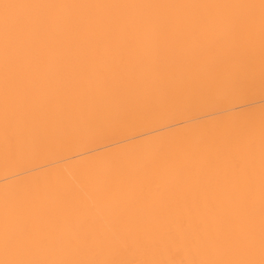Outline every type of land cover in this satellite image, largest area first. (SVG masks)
I'll return each mask as SVG.
<instances>
[{
  "label": "bare ground",
  "instance_id": "1",
  "mask_svg": "<svg viewBox=\"0 0 264 264\" xmlns=\"http://www.w3.org/2000/svg\"><path fill=\"white\" fill-rule=\"evenodd\" d=\"M0 264H264V0H0Z\"/></svg>",
  "mask_w": 264,
  "mask_h": 264
}]
</instances>
